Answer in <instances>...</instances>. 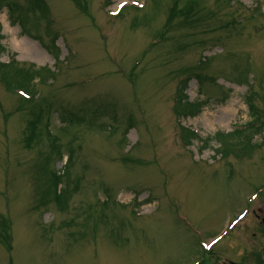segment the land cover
Segmentation results:
<instances>
[{
	"label": "rangeland",
	"instance_id": "rangeland-1",
	"mask_svg": "<svg viewBox=\"0 0 264 264\" xmlns=\"http://www.w3.org/2000/svg\"><path fill=\"white\" fill-rule=\"evenodd\" d=\"M0 50V264H264V192L198 246L264 184V128L217 137L264 121V0H0ZM45 128L47 168L73 156L63 211L36 190Z\"/></svg>",
	"mask_w": 264,
	"mask_h": 264
},
{
	"label": "trees",
	"instance_id": "trees-1",
	"mask_svg": "<svg viewBox=\"0 0 264 264\" xmlns=\"http://www.w3.org/2000/svg\"><path fill=\"white\" fill-rule=\"evenodd\" d=\"M159 1L160 0H156V3L157 2L159 3ZM229 1H231V0H229ZM173 7H176L177 8L178 6L176 4H173L172 6H169V10L171 8H173ZM1 51L2 50H0V52ZM187 80L188 79L185 78L182 81H180L179 87H178L179 88V95H180V93H182L183 91L186 90ZM185 98L186 97L183 95V97L180 100L185 99ZM177 101H179L178 98H177ZM180 105H179L178 110L181 111V112L182 111L185 112V108H183ZM189 106H195L196 107V108H194V109H196L195 112L186 110V115H188L190 117H193V116H195L200 111V108H201L202 105H199L198 103H194V102H190L189 101L186 104V107L188 108ZM178 110H176V111L178 112ZM71 118H72V119H70L71 122L79 121V118L78 117L71 116ZM31 126H33V125H30V127ZM30 127H29V129H30ZM36 130H37V128H36ZM36 130H35V133H36ZM33 131H34V129H33ZM44 132L49 133V130L47 128H45V129L41 130L39 133L41 135ZM45 134L46 133H44V135ZM191 136H192V134L190 132H187V138L189 139ZM193 137L194 136H192L191 138H193ZM29 138L30 139L33 138V133H30L29 134ZM27 143H28V141H26L25 144H27ZM52 154L54 155V157H56V156L57 157L62 156V153L60 151L59 144H58V138L56 136L51 137L50 151H49L48 155L44 158V161H43V163H44L43 164L44 173H43V171L42 172H39V174H44L45 178L43 180L39 181L40 186H38L36 188V190L39 192V195H41V197L44 200H46V201H52L56 205H58V207H59L60 210H64L66 208V203H67V200L69 198L68 197V194H69L68 192L69 191H68V186L67 185L62 186V182H63V177L64 176L66 177V179H68V171H69V168L71 166V160H72L73 156H72V154H69L68 160H67V162L64 165L65 173L63 175V174H59V172H57L54 169L47 168V166H49L53 162Z\"/></svg>",
	"mask_w": 264,
	"mask_h": 264
},
{
	"label": "flooded vegetation",
	"instance_id": "flooded-vegetation-1",
	"mask_svg": "<svg viewBox=\"0 0 264 264\" xmlns=\"http://www.w3.org/2000/svg\"><path fill=\"white\" fill-rule=\"evenodd\" d=\"M256 217H257V221L260 223V225L262 227H264V215H263V212L261 211L260 214H258Z\"/></svg>",
	"mask_w": 264,
	"mask_h": 264
},
{
	"label": "snow or ice",
	"instance_id": "snow-or-ice-1",
	"mask_svg": "<svg viewBox=\"0 0 264 264\" xmlns=\"http://www.w3.org/2000/svg\"><path fill=\"white\" fill-rule=\"evenodd\" d=\"M120 7H121V8H123V7H124V5H123V4H121V5H120Z\"/></svg>",
	"mask_w": 264,
	"mask_h": 264
},
{
	"label": "bare ground",
	"instance_id": "bare-ground-1",
	"mask_svg": "<svg viewBox=\"0 0 264 264\" xmlns=\"http://www.w3.org/2000/svg\"><path fill=\"white\" fill-rule=\"evenodd\" d=\"M250 212V211H249ZM244 217H246V216H244Z\"/></svg>",
	"mask_w": 264,
	"mask_h": 264
}]
</instances>
